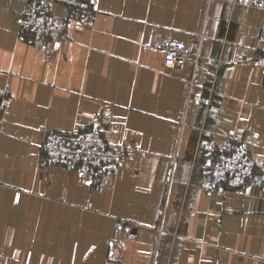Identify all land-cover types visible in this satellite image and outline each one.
<instances>
[{
    "label": "crops",
    "instance_id": "obj_1",
    "mask_svg": "<svg viewBox=\"0 0 264 264\" xmlns=\"http://www.w3.org/2000/svg\"><path fill=\"white\" fill-rule=\"evenodd\" d=\"M86 1L53 4L63 36L34 44L20 34L33 1L0 0V264H264V74L252 64L264 10ZM155 33L199 58L167 68L143 47ZM88 127L127 146L116 172L45 159L44 129ZM227 144L255 174L240 191L206 189Z\"/></svg>",
    "mask_w": 264,
    "mask_h": 264
},
{
    "label": "built area",
    "instance_id": "obj_2",
    "mask_svg": "<svg viewBox=\"0 0 264 264\" xmlns=\"http://www.w3.org/2000/svg\"><path fill=\"white\" fill-rule=\"evenodd\" d=\"M33 1L20 20V34L34 44H43L63 36L66 20L51 12L55 3L86 9V0H27ZM253 5L264 10V0H234ZM259 42L261 52L252 61L253 67L264 74V21L260 28ZM148 50L164 54V64L172 70L182 67L187 59L199 58L195 47L187 46L177 38H160L155 33L153 38L144 43ZM9 97V88H0V124L4 120V111ZM43 149L48 162L75 169L81 176L116 172L126 155V145L108 139L102 130L88 127L78 130L44 129ZM256 163L247 151L227 144L212 165L210 176L203 182L206 189L226 187L240 191L255 174ZM173 166L167 171V181L171 182ZM125 228L120 222L118 229Z\"/></svg>",
    "mask_w": 264,
    "mask_h": 264
}]
</instances>
